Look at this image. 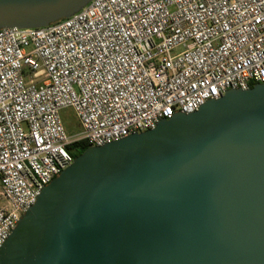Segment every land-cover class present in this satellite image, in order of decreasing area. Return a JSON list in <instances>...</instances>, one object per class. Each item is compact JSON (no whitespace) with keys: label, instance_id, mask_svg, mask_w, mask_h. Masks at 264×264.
<instances>
[{"label":"built area","instance_id":"2783aa9c","mask_svg":"<svg viewBox=\"0 0 264 264\" xmlns=\"http://www.w3.org/2000/svg\"><path fill=\"white\" fill-rule=\"evenodd\" d=\"M261 83L264 0H90L43 28L0 29V248L71 143L116 142Z\"/></svg>","mask_w":264,"mask_h":264},{"label":"water","instance_id":"95a60500","mask_svg":"<svg viewBox=\"0 0 264 264\" xmlns=\"http://www.w3.org/2000/svg\"><path fill=\"white\" fill-rule=\"evenodd\" d=\"M90 0H0V29ZM0 264H264V83L88 147L40 192Z\"/></svg>","mask_w":264,"mask_h":264},{"label":"rangeland","instance_id":"374dc122","mask_svg":"<svg viewBox=\"0 0 264 264\" xmlns=\"http://www.w3.org/2000/svg\"><path fill=\"white\" fill-rule=\"evenodd\" d=\"M59 115L67 137L71 141L74 140L81 133L74 111L71 108H63L60 110Z\"/></svg>","mask_w":264,"mask_h":264},{"label":"trees","instance_id":"16d2710c","mask_svg":"<svg viewBox=\"0 0 264 264\" xmlns=\"http://www.w3.org/2000/svg\"><path fill=\"white\" fill-rule=\"evenodd\" d=\"M253 86L254 85H251L250 88ZM88 147L89 146L84 141H75L67 147V151L74 159L80 154H82Z\"/></svg>","mask_w":264,"mask_h":264}]
</instances>
